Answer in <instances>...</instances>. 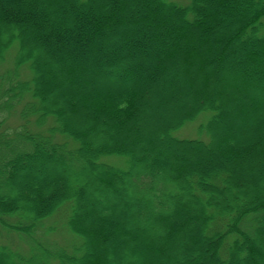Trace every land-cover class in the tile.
Returning a JSON list of instances; mask_svg holds the SVG:
<instances>
[{
  "label": "trees",
  "instance_id": "trees-1",
  "mask_svg": "<svg viewBox=\"0 0 264 264\" xmlns=\"http://www.w3.org/2000/svg\"><path fill=\"white\" fill-rule=\"evenodd\" d=\"M227 1L0 0V264H264V0Z\"/></svg>",
  "mask_w": 264,
  "mask_h": 264
},
{
  "label": "rangeland",
  "instance_id": "rangeland-1",
  "mask_svg": "<svg viewBox=\"0 0 264 264\" xmlns=\"http://www.w3.org/2000/svg\"><path fill=\"white\" fill-rule=\"evenodd\" d=\"M76 1H78V0H76ZM168 1L173 2V3H176V4H178L180 6H183V7L188 6L190 4V2H191V0H168ZM239 1H240V4H237L235 1L229 0V1H227V4L226 5L225 4L223 5V7H225V8L228 7L229 8V11H231L230 9H234V10L238 11L239 8L240 9H246V10H249V9L252 8L246 2L247 0H239ZM219 5H222V4H219ZM148 7L149 6H146L147 10L150 9ZM201 8H202V10H205L206 9L205 4L204 5H201ZM148 15L150 17H152L153 15L155 17L157 16L154 13H152L151 10L148 11ZM35 17H36V19H37L38 22L42 23V26L43 27L47 25L46 23L43 22V18H42V16L40 14H36ZM201 23H202V25L204 24V20L203 19L201 20ZM85 26H88V28H86ZM85 26H84V28H82L80 30L81 35H82V40L84 41V44L88 43L89 38L93 34V29H95V25L94 24L93 25L92 24L91 25L89 24V25H85ZM196 28H199V27H196ZM182 32L183 31L180 28H177V30H176V32L174 34V37H175L176 40L181 37ZM61 36L62 37L72 36V38L80 39V36H76L75 37V36H73L72 33H69L68 31L62 33ZM164 37L163 36L162 37H159L156 40V42H154V44L151 46V48L154 49L155 55H158V54L161 55L163 53L161 51H162L164 45L168 47L169 42L166 41L167 40L166 38H168V37H166V36H164ZM241 43L243 44V41H241ZM149 46H150V44H149ZM176 52H177L176 53V56H179L180 50H178ZM186 58H187V53H185L184 57H182V59H184L183 65L185 67H187V61H185ZM252 59H254L256 61L257 60H262L263 61L264 60V53H261L260 56L254 55L252 57ZM5 65L6 64H1L0 65V70H1L0 73L2 72V70L5 69V67H6ZM247 65L248 64H245V63L241 62V63H239V68L240 69L242 68L241 70L244 71V68H246ZM109 69L114 70L116 72V74H114L115 76L116 75L118 76L120 74L121 77L122 78H125L126 80H130V81L132 80L133 82L136 81L135 79H131L130 78V75H129V73H128V71H127L126 68H121L120 69L117 66H111V65H109ZM110 75L113 76V77H115L113 75V73L110 74ZM23 78H25V79L29 78L30 79L31 78V74L27 71L26 73H24ZM216 106H218V105H216ZM18 110H21V106L18 107ZM6 116H7L6 118H8V119L3 122V125L2 126H0V132L1 131H5L7 133H12L13 132V129L15 127L19 126V124L21 123V120L19 118V115L12 114V115H6ZM207 117H208V114H204L203 116L200 117L199 120H197V121H195L193 123H190V124L186 125L183 129L177 131L175 133V136L178 137V138H180V139H197V137H199L198 127L202 123V120L205 121V118H207ZM71 130L73 131V128L72 127H71ZM221 139L222 138H220V141H221ZM163 143H164V141H163ZM88 146L92 150L96 146H98V144L97 143H94V141H93V143L92 144H89ZM157 151L159 152V150H157ZM150 156L152 157V156H154V154H151V155H149L147 157H150ZM170 159H171V157L169 155H166V154L164 155V160L166 162L170 161ZM105 162L112 163V164L115 162L114 164H118L120 166H124V161L123 160H116V161H114V160H111L110 159V160H107ZM42 165L43 166L47 165V162L43 161ZM30 168L31 167L26 166L22 170L24 172H26V173L27 172L29 173ZM88 171L89 170H87L82 176H78V177L76 176V179H78V180L81 181V190L78 193L75 194L76 196H80L82 194V191H83V188H84V180H83L84 179V175H88ZM40 173H42V172H40ZM42 174H44V173H42ZM116 178L119 181H123L125 179L122 176H116ZM234 190L240 191L242 189H241V187L234 186ZM232 193L234 194L235 191H233ZM131 194H132L133 198H135L136 195L133 192ZM229 196L231 197V199H233L231 195H229ZM242 198H244L243 195H241L239 199H242ZM102 208H104L106 210L109 209V208H105L104 206ZM63 209L64 210L58 212L53 218H51V220L45 221L44 224H43L44 225L43 227L46 228V227H48L49 224L55 226V230L56 231H55L54 235L51 236L52 237V240L54 242L58 243L59 246L68 248L70 250V252H71V250H73V249H70V248H72V247L76 248V247L80 246L81 245V240L68 231V228L66 227V218H68V215H69V207L68 206L63 207ZM158 210H160V208H158ZM160 211L161 212L168 213L170 211H173V209H170L169 207L168 208L167 207L166 208L163 207V208H161ZM147 218H148L147 216L146 217H141V221L144 222L145 219H147ZM39 236L41 237V235H39ZM43 238L45 239V237H43ZM255 241L258 244H260L261 245V248H263V250H264L263 234H260L259 236H257L256 239H255ZM2 242L7 243L8 241L3 239ZM11 242H16V239H13Z\"/></svg>",
  "mask_w": 264,
  "mask_h": 264
}]
</instances>
